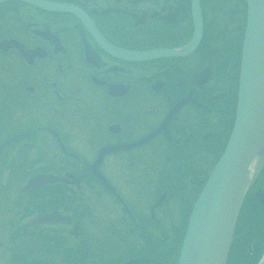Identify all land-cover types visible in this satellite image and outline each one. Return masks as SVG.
Wrapping results in <instances>:
<instances>
[{
    "label": "flooded vegetation",
    "instance_id": "obj_1",
    "mask_svg": "<svg viewBox=\"0 0 264 264\" xmlns=\"http://www.w3.org/2000/svg\"><path fill=\"white\" fill-rule=\"evenodd\" d=\"M39 1L82 10L92 32L73 15L0 1V264H175L232 127L245 1L222 0L216 20L200 5L209 15L195 49L146 61L103 42L183 49L185 0ZM263 210L264 166L237 247L261 243L249 220Z\"/></svg>",
    "mask_w": 264,
    "mask_h": 264
},
{
    "label": "water",
    "instance_id": "obj_2",
    "mask_svg": "<svg viewBox=\"0 0 264 264\" xmlns=\"http://www.w3.org/2000/svg\"><path fill=\"white\" fill-rule=\"evenodd\" d=\"M2 1V0H0ZM26 1L42 10L77 16L92 32L80 10L38 0ZM246 17L238 72L233 126L224 150L213 167L189 214L176 264H225L235 219L242 199L264 164V0H245ZM193 34L180 50L126 53L103 42L115 56L146 61L182 57L201 37L199 0H190Z\"/></svg>",
    "mask_w": 264,
    "mask_h": 264
},
{
    "label": "rangeland",
    "instance_id": "obj_3",
    "mask_svg": "<svg viewBox=\"0 0 264 264\" xmlns=\"http://www.w3.org/2000/svg\"><path fill=\"white\" fill-rule=\"evenodd\" d=\"M225 9H229V8L226 7ZM207 10H205V12ZM207 12H209V11H207ZM205 16L207 17L208 15H205ZM213 16L216 17V16H219V14L213 13ZM209 18H210V15H209ZM249 222H250V225L252 227L253 232L256 233L257 231H259V229H261V235L264 234V210L261 213L256 212L255 214H253L250 217ZM247 243H249L250 245L245 250L237 247L236 245H233L230 249V252L228 253L227 262L225 264H248L247 260H246L247 259L246 255L249 253L250 250L253 249V247H255V249L258 250L259 245H257L256 239H253V241L247 240L245 242V244H247ZM237 251H239L238 256H237ZM254 254L257 255V260H256L255 264H264V251L262 252L261 256H260V253L258 255L256 252H254Z\"/></svg>",
    "mask_w": 264,
    "mask_h": 264
},
{
    "label": "trees",
    "instance_id": "obj_4",
    "mask_svg": "<svg viewBox=\"0 0 264 264\" xmlns=\"http://www.w3.org/2000/svg\"><path fill=\"white\" fill-rule=\"evenodd\" d=\"M222 0H200V2H201V6H205L206 8H208V11L210 12V18H209V20H216L215 19V17L211 14V11L209 10V8L210 9H212V10H216L217 8L219 9V3L221 2ZM242 1V0H241ZM183 4H184V7H185V9H184V11L182 10L181 11V15L182 16H185L187 19H189V6H188V0H185V2H183ZM226 12L229 14V19L228 20H233V19H231V18H233V15H231L230 14V11H227L226 10ZM219 13H220V11H219ZM205 15H209V14H205L204 13V17H205ZM219 15H222V14H219ZM227 15V14H226ZM239 15H240V18H238V19H235V20H244V9L242 8V10L239 12ZM223 17V16H222ZM219 17H217V19H218ZM222 20V19H221ZM242 26H243V24H242ZM239 43H240V39H239ZM237 231V230H236ZM235 231V232H236ZM236 234V233H235ZM235 240V239H234ZM253 241V240H252ZM234 243H235V241H234ZM233 243V245H235ZM256 253L258 254V251H256ZM253 258H255V260L253 261V263L252 264H255V261H256V259H257V255H255V256H253Z\"/></svg>",
    "mask_w": 264,
    "mask_h": 264
}]
</instances>
